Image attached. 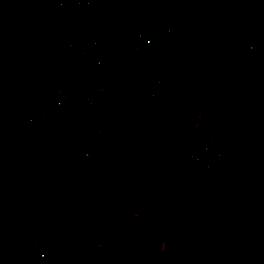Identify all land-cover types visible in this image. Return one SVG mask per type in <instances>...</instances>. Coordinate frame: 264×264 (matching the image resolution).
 <instances>
[{"label":"rangeland","instance_id":"obj_1","mask_svg":"<svg viewBox=\"0 0 264 264\" xmlns=\"http://www.w3.org/2000/svg\"><path fill=\"white\" fill-rule=\"evenodd\" d=\"M25 1L33 4V0ZM250 1L233 0V8L235 9L238 5ZM203 2L205 10L199 16L200 23L207 30V36L211 34V37H215L216 41L211 45L210 53L215 52L216 65L218 68L220 67V70L197 77V82L190 79L188 76L190 75L189 71L179 73V71L173 72V70H170L172 75L168 82L164 84L160 82L161 85L159 84L160 86L154 91L155 101L144 103V105L149 104L147 105L149 107L147 111L143 110V114L139 113L137 119L131 117L130 124L124 128L121 127L126 130V133H114V128L112 129L111 124H109V141L93 145L96 150L102 153L103 157L100 162L89 164L88 168L93 166L97 167L98 170H102L106 166L108 170L100 173L107 176L111 186L116 183H123V194L130 195L128 205L131 204L128 206V211L135 208L133 220L131 219L128 222L126 219H121L120 229L126 231L128 227L129 229L134 228L138 232L137 235L140 239L136 243L139 258L142 260H138L136 264H156L157 259L165 254L167 258L164 264L264 263V188L263 190L260 188L258 190L254 189L256 180L264 181L263 114L260 113L254 118L256 129L251 135L252 149L247 151L242 158H239V154L236 155L234 152L231 157H227L226 149L233 146L228 142V138H225L223 142L219 141L217 149L214 148L216 151L213 147L208 148L204 142L206 144V157L213 154V157L220 164V169L210 173L207 169L197 166L203 169L199 178L193 176L186 169V166L190 163L196 165L189 158V153L192 150H195L194 152L198 151L196 146L204 141L205 136L214 133L219 140L220 134H228V129L231 128L233 141H235L238 123L236 122L235 105L232 107V104H227L226 92L229 88L236 89L239 87L244 92L247 100L240 109L242 114L248 113L247 109L253 106L254 97L257 95L255 93L258 92L260 95H264V87L260 84L256 85V78L253 77L258 74L256 69L247 77H244L241 75V71L236 70V65L239 66V64L233 57L235 53L234 34L239 32L236 27L240 24H249L248 37L250 39L257 38L264 42V7L256 6L252 7L251 11L248 10L240 15H236V12L229 15V6H224L220 0H203ZM6 8L0 9V31L4 32L8 39L9 51L11 48L14 51L17 45L22 47L20 42L16 41L17 37L25 38L26 32L40 23L34 22L27 26L26 19H29V17L26 4L19 7L15 15H13V12H16L14 9L6 10ZM215 8L217 11L216 16L212 15L208 18L206 13L209 10H215ZM7 11H12V13ZM133 18L135 19L134 16ZM218 27H221V32L216 31L215 28ZM191 39L188 35L177 38L172 37L157 52L161 54L163 50L172 49L177 42L186 44ZM259 46L262 47L263 45L260 44ZM260 47L256 50H259ZM256 50L252 52H256ZM228 56L232 60L231 66L234 73L230 70ZM19 58L26 67L25 62L28 57L19 56ZM192 60L194 59L180 61L174 55L170 59L159 61H163L166 67L169 64H177V67H179L182 63H188ZM248 62L250 64V59ZM19 63H7L5 68L0 69V108L2 107L5 110H7L6 104H2L5 97L1 101L3 91L9 87V91H7L9 94L12 93L8 83L10 79L12 81L14 72L17 69H23L24 66L19 65ZM27 66L29 67V65ZM39 66L36 67L39 68ZM71 72V79L73 80L71 81L74 82L77 78V72ZM5 76L7 78H4ZM187 76V80L204 86L202 95L180 90L181 84L178 79ZM174 96L177 98L171 113V111L168 112L167 104ZM154 110L160 112L159 116L161 117L159 119L154 118L152 120L149 118L148 113L151 111L152 114ZM9 114L11 113H8V116H5L6 119L0 124V131H2L0 134L2 165L8 163V157H14L11 153L15 151L13 146L19 142L22 145L20 140L18 142L15 139L13 132L10 133L8 130ZM14 119L20 120V116L14 114L12 120L14 121ZM136 121L139 124L131 126ZM132 128L133 132H130ZM39 145L40 147H37ZM50 146V144L38 143V145H35L37 148L30 151V153L29 149L26 150L27 154L34 157L35 162L46 163L41 164V166L35 163L33 166L38 168L36 177H38V182H40L44 191L50 190L48 163L54 161V154L51 150L54 149L55 153H58L56 148L49 149ZM57 156L58 154L55 155V158ZM169 156L174 158L176 162H180L181 166L178 164L176 166L169 165L167 163ZM60 159L65 163L67 172L70 171V168H74L80 176L88 178L87 174L84 173L88 171L86 166L82 164L77 167L66 164L64 154L61 155ZM25 160H28V158L26 157ZM12 170L10 171L14 175V168ZM207 187L209 193L205 194L204 191ZM103 196L105 197L104 194ZM227 197L231 199L232 205L228 208L224 227L219 233L215 234L213 227ZM249 197H252L253 200L249 201ZM114 201L116 199H113ZM115 208L116 210H111L113 214L115 211L119 212L117 210L118 206ZM146 209L149 211L145 214L143 212ZM141 212L143 213L142 216ZM11 224L12 222L8 219L2 222L0 227L2 231L0 232L7 231ZM94 225L91 226V229H94ZM111 225L114 226V224ZM113 226H109V228ZM88 232L90 234L81 233V238L85 239L86 242L82 243L81 249L77 248L75 250L77 253L84 254L82 256L85 257L94 255V253H89L88 248L91 242L94 243L92 241L93 230ZM56 233L60 234L58 236L53 235V240L57 242L58 246L62 244L60 242L67 241L62 237L63 231L57 230ZM12 237L17 236L12 235ZM31 238L32 242L29 243L31 249L38 251L37 245H35L38 238L33 235ZM106 242H103L104 245H110V242L114 243L109 238ZM167 243L172 244L167 247L169 245ZM102 244L99 247H102ZM147 248L149 255L146 252ZM176 248H178L177 252L179 254L176 253V256H172L173 250ZM1 250L2 248H0ZM59 250L60 247L55 246L53 252ZM32 252L34 253V251ZM146 255L149 257L143 259ZM56 256L54 253L55 259ZM117 263L122 264V260Z\"/></svg>","mask_w":264,"mask_h":264},{"label":"crops","instance_id":"obj_2","mask_svg":"<svg viewBox=\"0 0 264 264\" xmlns=\"http://www.w3.org/2000/svg\"><path fill=\"white\" fill-rule=\"evenodd\" d=\"M23 4H26V10L28 9L29 19H26L27 26L34 22L48 25L55 28L57 36H55L54 39L42 38L27 30L28 32H26L25 38L17 37L16 39V41L20 42V45L22 46L20 47L18 45L20 48H18L17 51V59L19 60L21 58H19V56H27L28 58L25 62L26 67L21 63L22 61L19 63V65L22 64L21 66H24L23 69H17L14 72L12 81L10 79L8 83L12 93H8L9 87H7L3 91V96L1 98V101H3L5 97V101L2 104H6L7 110L2 107L0 108V124L6 119L5 116H8V113H11L9 114L8 130L10 133L13 132V134L18 120L14 119L13 121L12 118L13 115L16 114L15 111L22 105V103L26 102L25 105H27L36 98H40V109L42 111L55 113L61 110V103L56 101L55 97L49 91L50 82L48 81L43 85L39 84L38 77L41 76V74L47 72V74L52 77L51 83L63 90L69 102H74L79 98L88 81L82 83L76 81L72 82L71 71H82L87 73L91 69L98 68L103 61L111 60L119 55H123L118 45L119 38L123 35L129 37L134 36L132 30H130L131 32L127 31L121 34L116 32L105 34L106 29H108L107 25L105 22H102V25L100 26L98 21V29L101 30V32L100 34L94 33L90 30L91 28L86 25L85 28L75 24L73 21L65 19L64 16L67 7L59 1L50 0L47 4L39 2V0H33V4H29L26 1L0 0V9L6 7H8L6 10L14 9L16 12H13V15H15L17 9L23 7ZM7 12L12 13V11ZM137 14L141 15L143 18V28L139 33V38H142L143 41H145V46L138 53H149L153 55V53H156L160 48H158V46L153 47L150 42L152 33L158 29V27L155 21L151 19V17H153L152 9L151 4L148 1H108L103 16L119 18L122 21H130L134 20L133 16L136 18ZM189 14L193 15L192 11ZM97 23L96 27H98ZM244 25L245 24H240L236 29L239 32L244 31L249 35L250 26L247 23V27L243 30ZM218 28L219 30H217ZM218 28H215L216 31H221V27ZM180 32L181 31L173 33L170 37L168 36V38L165 39L164 46L170 38L178 35ZM239 32H237L236 35ZM210 35L208 34V37L211 45H213V42L216 40L214 39L215 37H211ZM255 39L257 38L251 39L252 42L253 40L255 41ZM88 47L92 48L88 53V56H80L78 54L80 50ZM263 47L264 45L260 47L259 50L252 53L250 64L247 61L243 66L236 65V70L241 72H253L256 69L258 74L254 75V78H257L258 75H263ZM138 53L135 54L138 55ZM159 60L161 59L148 63L140 68L137 73L131 72L128 68H117L112 72L110 77L107 76L100 80L89 81L88 83L92 82L103 87L113 86L116 89H125L135 85H142V83L146 82L154 91H156L157 87H159L162 82L163 84L168 82L172 75L170 70H173V72L179 71V73L189 71L191 76H188L195 82H197V77L212 72L210 70L207 71L206 67L203 70H206L205 72L200 71L199 66L204 65L205 56L194 58V60H197V63H193V60L188 63H182L181 66H179L182 69L177 67V64H169L168 67H166L163 63L164 60ZM251 60H253V62H251ZM154 63L156 64V71L152 68ZM27 65H29V67ZM37 65H40L39 68L36 67ZM74 68H77V70ZM217 70H220V67L218 68L217 66ZM188 76L184 78L181 77L180 79L187 80ZM156 80L159 81V84L161 82V84L156 85ZM255 81L257 85V79ZM182 87L183 85H181L180 90L184 91ZM154 101L155 95L151 100V103ZM106 105L109 107L106 120L109 121L112 129L120 123L123 125L121 127L124 128L126 125L130 124L131 117L132 119H137L140 114H143V110L147 111L149 108L147 106L149 104L144 105L141 102L139 105L132 104L129 108L116 113L111 110L110 103H106ZM159 114L158 116H155L153 113L151 114V111L148 113L149 118L152 120L154 118L159 119L161 117ZM23 118L24 114L22 111L20 117V120L22 119V130L18 137L14 135L17 141L20 140L22 142V145L18 141L19 143L13 146L15 147V151L11 153H13L14 157H8V160L6 159L8 161L7 164L4 163L2 165L0 156V165L5 172V175L0 177V189L2 190L0 192V227L2 226V222H5L7 219L12 222L10 227L8 229L6 228L7 231L0 232V248H2L0 251V263L21 264V261L19 262V260L14 258L11 253H15V249H17L16 247L22 244L27 236L31 237L33 235L38 238L35 242L38 251L32 250L31 246L28 244V252L31 256L44 261L45 264H65L66 261L72 264H118L117 262L120 260H122V264H136L137 261L140 260L139 250L136 243L137 241L139 242V235L134 236L128 242L113 241L114 243L110 242V245H104V243H107L106 240L109 238V234L121 231V219L133 220L134 218L133 214H135V208L128 211V206L131 204L129 203L128 205V198L130 195L127 193L123 194L124 184L116 183L114 186H111L110 183L105 180L106 176L100 173H104L103 170L99 169V171L97 168V171L91 175L89 171L94 168L93 166L87 168L88 171L84 172L87 174L88 178L80 176L74 168H70V171L65 172V163L60 159L61 155L57 153L58 156L55 158V155L57 154L53 148L57 149V147L52 144L51 137L32 133L30 129L25 127ZM1 133L2 131H0V134ZM30 133L32 134L31 136H29ZM38 143L44 145L50 144L51 146L49 149H53L51 151L54 154V161L50 164L48 163L50 170L49 191L42 190V185L38 182V177H36L38 168L33 167L35 163L40 164L38 166L46 163H40V161L35 162L34 157L26 152V150L29 149L30 153L33 149L35 150L37 147H40V145L35 147ZM98 144L99 143L96 145ZM26 157L28 160H25ZM70 165L73 166V164ZM78 165L79 163H74V166L78 167ZM13 168L15 172L14 175L10 171ZM62 173H64V175H62ZM67 174L69 175L66 176ZM86 185L87 187H85ZM263 188L264 185L261 186L260 189L263 190ZM87 192H90L91 195H87ZM206 192L207 194L209 193L208 187L205 189L204 193L206 194ZM113 199H116V201L113 202ZM58 202L60 203V206L57 205ZM117 206L119 212L115 211L113 214L112 211L116 210L115 207ZM148 211L149 210L146 209L143 213L146 214ZM143 213L141 212V216ZM108 223L110 224L108 225ZM111 224H114V226ZM92 225H94V229L96 227L103 228L106 231V237L100 239L95 235L92 236V241H94V243L91 242L88 248L89 253H94V255L91 257H85L82 256L84 254L77 253L75 250L77 248H82V243L86 242V240L81 238L80 235L81 233L83 234L84 231L93 230L91 229ZM109 226L113 227L109 228ZM41 227H43L48 233V241L53 243V245L60 247V250L55 252L58 258L57 256L56 259L53 258V252L36 244L41 237ZM70 227L74 232H71L69 229ZM57 230L60 232L63 231L62 237H64V240H67L60 242L62 244H59V246L57 242L53 240V235L58 236V234H60L56 233ZM127 230H129L128 227ZM87 234H90V232ZM12 235L17 237L13 238ZM88 237L90 238L89 235ZM101 244L102 247H99ZM167 244H169L167 247H170L172 243ZM66 245H68V247H66ZM171 248L173 249L174 247ZM155 249L156 247L153 249L154 252ZM177 250L178 248L173 250L172 256L179 254ZM32 251H34V253ZM146 252L147 255H149L148 248ZM147 255L143 259L149 257Z\"/></svg>","mask_w":264,"mask_h":264},{"label":"built area","instance_id":"obj_3","mask_svg":"<svg viewBox=\"0 0 264 264\" xmlns=\"http://www.w3.org/2000/svg\"><path fill=\"white\" fill-rule=\"evenodd\" d=\"M48 1L50 0H39V2L43 3H47ZM54 1L63 3L67 7L66 11L74 13L83 19L87 27L96 28L95 18L102 17L106 3L113 0ZM140 1H148L151 4L152 19L155 21L158 29L152 33L150 42L153 47L158 46V48L164 47L165 39L173 33L191 30L200 22L199 16L205 10L203 0ZM220 2L224 6H229V15L234 13L233 0H220ZM191 11L193 15L189 14ZM142 19L141 15H136L135 20L137 22L131 29L134 36L123 35L119 38L118 45L123 55L138 53L145 46V41L139 38V33L143 28ZM246 27L247 25L245 24L243 30ZM29 32L48 39H54L57 36L55 28L45 24L35 25L31 27ZM234 44L235 53L233 57L238 62L237 64L243 66L244 63L249 61L253 53V42L247 33L242 31L237 35L235 34ZM91 50L92 48L88 47L80 50L78 54L80 56H88ZM216 58L213 51L205 55L204 65L199 66L200 71H216ZM192 62L197 63V60H193ZM205 67L206 70L203 71ZM152 68L156 71L155 63L152 65ZM51 80L52 77L47 72H44L38 79V82L41 85L48 81L50 82L49 91L55 97V100L61 103V110L55 113L44 112L40 109V98H36L23 108L24 125L32 133H38L45 137L50 136L52 144L57 147L58 154H64L66 164H73L74 166V163H79L78 166L83 164L87 168L89 164L100 162L103 157L102 153L96 150L93 145L107 143L110 139V123L106 120L109 107H107L106 103H110L111 110L119 113L129 108L132 104L139 105L141 102L144 104L151 101L155 93L153 88L146 82L142 83V85H135L125 89H116L113 86L103 87L92 82L88 83V81L79 98L74 102H69L63 90L52 84ZM155 84H159V81L156 80ZM153 114L158 116L159 111L154 110ZM31 135L30 133L29 136ZM203 140L202 143L196 146L197 152H194L195 150L190 151L189 158L197 166L207 169L210 173H214L220 169V164L213 157V154L206 157L205 150L206 144L208 148L213 147V149H217L219 145L218 136L212 133L205 136ZM64 171L67 172V168ZM105 178L109 183L110 181L107 180V176ZM87 195H91V193L87 192ZM65 264L72 263L66 261Z\"/></svg>","mask_w":264,"mask_h":264},{"label":"trees","instance_id":"obj_4","mask_svg":"<svg viewBox=\"0 0 264 264\" xmlns=\"http://www.w3.org/2000/svg\"><path fill=\"white\" fill-rule=\"evenodd\" d=\"M20 2H24L25 0H18ZM48 3V2H47ZM264 7V0H251L250 2L242 3L238 5L234 12H236V15H240L243 12H247L248 10L251 11L252 7ZM221 7V5H220ZM216 8L215 10H209L206 15L207 17H211L212 15L215 17L217 14ZM65 19H68L70 21H73L75 24L80 25L82 27H85L86 23L83 19L79 18L76 14L71 13L69 11H66ZM98 19V20H97ZM99 23V25H102V22H105L107 25L105 34H109L111 32H116V33H124L127 31H130L132 27L136 24V20H130V21H122L119 18H113V17H99L95 18V22ZM211 22V21H210ZM97 23V25H98ZM99 25L96 28H91L90 30L93 31L94 33L100 34L101 30H99ZM86 28V27H85ZM181 33V34H180ZM178 35L174 36L175 38L180 37V36H185L188 35L192 39L188 41V43L184 44L182 42H177L175 46L170 49V50H163L162 53H153L151 54H130V55H119L118 57H115L111 60H106L103 61L102 64L99 65L98 68L96 69H91L89 72L85 73L82 71H78L76 81L77 82H85V81H95V80H100L105 77H110L112 72L116 70L117 68H128L131 72H139L140 68L143 66L147 65L148 63H151L157 59L161 60H166L172 58L174 55L178 58L180 61H185V60H191L200 56H205L207 55L210 50H211V42L208 39L207 36V30H205L204 26L202 23H197L191 30H182ZM262 44L264 45L263 41H260L259 39L253 40V51L258 49V46ZM18 45L16 48H11L8 44V39L6 38L4 32L0 31V69L5 68L7 63H18L21 62L20 60L17 59V51H18ZM162 48V47H159ZM157 54V56H156ZM185 58V59H184ZM229 60V65H230V70L231 72L234 73V70L231 66V58L228 56ZM77 70V68H74ZM252 72V71H251ZM251 72H245L242 71L241 75L244 77H247L248 74ZM233 75V74H232ZM4 78H7L5 76ZM257 79V84H260L261 86L264 87V76L263 75H258ZM181 85H183L182 89L184 91H188L192 94L195 95H202L203 94V89L204 86L200 83H194L186 79H180L179 80ZM257 94L256 97H254V102L253 106L248 108V113L242 114L240 113V109L243 107V105L246 103V97L244 96V92L237 87L236 89L229 88V90L226 92V97L228 98V105L232 104V107L235 105L236 108V122L238 123V128H237V135L235 141H233V136H232V130L231 128L228 129V134L227 133H222L220 134L219 141L223 142L225 138H228L231 145L226 149L227 157H231V155L234 153L239 154V158H242L247 151L252 149V139L251 135L252 132L256 129V124L254 122V118L258 116L260 113L263 114L264 117V95H260L258 92L255 93ZM177 97H173L170 99V101L167 104V109L168 112L173 111L174 104L176 102ZM262 100V101H261ZM26 103V102H25ZM25 103H22V105L15 111L16 115L21 117V113L23 111ZM241 114V115H240ZM164 120V119H163ZM162 120V122H163ZM139 124L137 121L134 122L131 126ZM123 126L121 123L117 124L114 128V133L121 134V133H126V130L121 128ZM22 130V120H18V123L15 127L14 135L18 137L21 133ZM130 132H133V128L130 130ZM167 158V157H166ZM167 163L172 166H176L177 164L181 166V163L178 161L176 162L174 158L168 157ZM97 167H94L89 171V173L92 175L94 174L97 169ZM186 169L191 173L193 176L199 178L201 177L202 174V168L197 167V165H192L191 163L186 166ZM103 171H107L108 168L106 166L103 167ZM5 175V172L3 171V167L0 165V177ZM264 185V181H255V187L254 189H259L261 186ZM207 194V192H206ZM208 196V195H205ZM253 198L249 197V201H252ZM57 202V201H56ZM58 206H60V203H57ZM232 205L231 199L227 197L225 199V203L223 204L221 211L218 213V219L216 223L214 224V232L215 234L219 233L220 230L224 227V224L226 222V217L228 214V208ZM130 219V218H129ZM130 222L131 220H127ZM71 232H74V230L70 227L69 228ZM86 234L89 233L88 231H84ZM83 232V233H84ZM137 231H135L134 228H130L129 230H121L117 233H111L108 235V237L114 241V242H122V241H130L134 236L137 235ZM41 237L40 240L38 241V245L48 249L49 251L53 252L55 249V245L48 241V233L45 231L43 227H41ZM93 234L100 238L104 239L106 237V231L103 228L96 227L93 229ZM219 237V236H218ZM220 239V237H219ZM221 240V239H220ZM31 241V237L27 236L22 244L18 245L15 249V253H11L14 258H17L21 264H45L44 261L33 257L29 254L28 252V244ZM14 252V251H13ZM55 253V252H53ZM56 254V253H55ZM57 255V254H56ZM54 258V256H53ZM167 256L166 254L163 255L156 264H164ZM264 264V263H263Z\"/></svg>","mask_w":264,"mask_h":264}]
</instances>
